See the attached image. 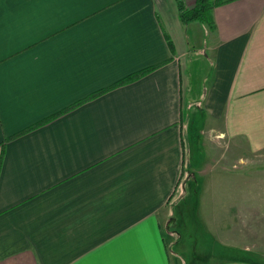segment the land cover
<instances>
[{"label":"crops","instance_id":"crops-1","mask_svg":"<svg viewBox=\"0 0 264 264\" xmlns=\"http://www.w3.org/2000/svg\"><path fill=\"white\" fill-rule=\"evenodd\" d=\"M211 1L0 0V264H264L211 163L264 149V0Z\"/></svg>","mask_w":264,"mask_h":264},{"label":"rangeland","instance_id":"rangeland-1","mask_svg":"<svg viewBox=\"0 0 264 264\" xmlns=\"http://www.w3.org/2000/svg\"><path fill=\"white\" fill-rule=\"evenodd\" d=\"M191 60V61H190ZM203 61V59H200L199 62ZM195 56L192 55L191 59L188 60L187 66V74L189 75V78L192 80V87L193 91H191V87L189 89V93L187 95V100L185 103V106H187L186 115L187 118H185V123H187V119L191 120L193 124V130L198 126V121L200 120V113L199 112H192L191 110L194 109V104L196 103V100H192L191 95L195 97L198 102L201 94H202V87L204 86V83L198 84V79L196 75L193 74V68L195 67L197 63ZM193 67V68H192ZM201 72H199L200 75ZM189 111H191L189 113ZM208 137V133H205V138ZM239 152V151H237ZM237 152L234 149L230 150V153L228 156H211V163L216 164V166L223 170L224 173L229 174V184L230 185H240L242 187H246L247 192L240 194L241 203L244 204L245 200L248 204L249 208L246 210V215L244 218V221L238 222L236 220L233 223H239L233 224L235 228H239L240 230H237L234 232L235 235L241 236L243 239L242 244L246 243L250 247H254L252 244H254L257 248H264V149L260 152L258 151L255 156H250L249 150L246 149L243 153L246 157V160L243 162L238 161ZM190 163V156H187V164ZM239 171L243 172V175H239ZM195 183V182H194ZM191 195V194H190ZM200 193H194L191 196H196L195 199H192V202L197 203L198 197L200 196ZM235 193H231V201H235L236 199H232V197H235ZM238 196V197H239ZM190 197V196H189ZM239 201V200H236ZM183 212L186 216H188V208L183 207ZM235 212V211H234ZM233 218H238V213L235 212V214L232 215ZM186 219V218H185ZM243 227L245 230H243ZM184 232V230H182ZM182 235H184L182 233ZM195 237V238H193ZM194 239L191 244H193L196 240V233L194 236H192ZM189 239L191 237L189 236ZM203 240V239H202ZM198 241V245L194 251L193 256L195 253L198 254V259H204L206 253L210 248H207L209 245V241ZM197 241V240H196ZM188 242V241H187ZM222 253H225L224 251ZM189 257H191L189 255ZM251 259H259L255 256H251ZM262 262H264V257L260 258ZM192 260V259H191ZM190 260V261H191ZM187 263V262H186Z\"/></svg>","mask_w":264,"mask_h":264},{"label":"trees","instance_id":"trees-1","mask_svg":"<svg viewBox=\"0 0 264 264\" xmlns=\"http://www.w3.org/2000/svg\"><path fill=\"white\" fill-rule=\"evenodd\" d=\"M178 10V16L180 21L183 24H188L190 22H199L201 24H207L212 25L213 23V17H212V8L215 3H218L216 1L211 0H194L192 5H187L186 0H175ZM167 43L169 45V48L171 52L173 53V44L172 42L167 38ZM154 66L147 67L145 69L139 70L137 72H133L126 77L118 80L115 82L113 87L133 81L143 74L151 71ZM104 89H101L99 92L95 93V95H98L102 93ZM10 138V137H9ZM4 145V142L2 143Z\"/></svg>","mask_w":264,"mask_h":264}]
</instances>
